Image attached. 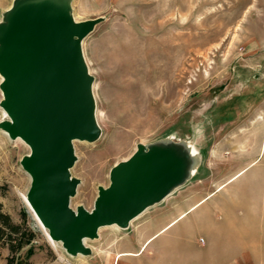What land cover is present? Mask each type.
<instances>
[{"label":"rangeland","instance_id":"rangeland-1","mask_svg":"<svg viewBox=\"0 0 264 264\" xmlns=\"http://www.w3.org/2000/svg\"><path fill=\"white\" fill-rule=\"evenodd\" d=\"M37 13L93 21L80 42L98 135L74 141L71 207L91 210L118 166L156 148L184 160L161 198L72 254L32 210L31 147L6 127L0 74V210L35 232L17 264H264V0H0V46ZM9 253L0 243V264Z\"/></svg>","mask_w":264,"mask_h":264},{"label":"water","instance_id":"water-1","mask_svg":"<svg viewBox=\"0 0 264 264\" xmlns=\"http://www.w3.org/2000/svg\"><path fill=\"white\" fill-rule=\"evenodd\" d=\"M92 25L91 20L28 14L6 28L0 46L1 86L11 116L6 127L31 147L25 167L32 178V210L72 254H87L85 240L96 238L100 226L126 224L161 198L181 174L184 160L173 149L156 148L118 166L111 184L100 188L91 210L71 207L78 185L70 172L76 161L74 141L98 135L92 78L80 42ZM169 156L181 160V167L169 177H160L159 164L152 162Z\"/></svg>","mask_w":264,"mask_h":264},{"label":"trees","instance_id":"trees-1","mask_svg":"<svg viewBox=\"0 0 264 264\" xmlns=\"http://www.w3.org/2000/svg\"><path fill=\"white\" fill-rule=\"evenodd\" d=\"M19 225L12 221L11 216L0 210V243L7 246L9 256L7 264H17L19 252L26 244H29L35 238V232L20 236ZM34 253L33 246L28 249V255Z\"/></svg>","mask_w":264,"mask_h":264},{"label":"bare ground","instance_id":"bare-ground-1","mask_svg":"<svg viewBox=\"0 0 264 264\" xmlns=\"http://www.w3.org/2000/svg\"><path fill=\"white\" fill-rule=\"evenodd\" d=\"M2 76V75H1ZM4 78H3V76H2V80H3ZM97 112V111H96ZM94 120H95V122H96V126H98L99 124H98V121H97V119H96V117L94 116ZM18 137H20L21 139H23L24 141H25V139L24 138H22L21 136H18ZM190 149V151H192V154L194 153V151H193V148L191 147V146H188V145H186V146H184V149ZM187 151V150H186ZM152 163H158L159 164V167H160V171H159V174H158V176H171L172 174H174L180 167H181V160H176V159H174L172 156H169L167 159H165V160H161V159H156L154 162H152ZM241 174V173H240ZM238 176V175H237ZM236 176V177H237ZM236 177H234V178H236ZM202 201H204V200H202ZM202 201H200L199 202V204H201L202 203ZM199 204H197V205H199ZM148 205L149 204H147L143 209H142V211H140V213H142L147 207H148ZM140 213H138L136 216H138ZM186 215V213H182L181 214V216H180V218L181 217H184ZM136 216H134V217H136ZM37 217V216H36ZM133 217V218H134ZM38 218V217H37ZM132 218V219H133ZM132 219H130V221L132 220ZM39 220V219H38ZM39 222L42 224V222L39 220ZM116 223L117 224H119L120 222H118V221H116ZM42 226H43V224H42ZM44 227V226H43ZM45 228V227H44ZM46 230H47V228H46ZM48 235H49V238L51 239V241H52V243L54 244V245H58V244H63L62 243V241L61 240H59V239H56V238H54V237H52L51 236V234L49 233V231H48ZM85 243H86V240H85ZM62 246V245H61ZM131 254H133V253H131Z\"/></svg>","mask_w":264,"mask_h":264},{"label":"crops","instance_id":"crops-1","mask_svg":"<svg viewBox=\"0 0 264 264\" xmlns=\"http://www.w3.org/2000/svg\"><path fill=\"white\" fill-rule=\"evenodd\" d=\"M252 165H253V163H252ZM249 168V167H248ZM242 172H245V171H247V168L246 169H244V170H241ZM240 171V172H241ZM243 174V173H242ZM240 176V175H239ZM193 208V207H192ZM131 253H133V254H131ZM118 254H121V255H136V253L135 252H132V251H122V252H120V253H118ZM115 261V260H114ZM116 262V261H115Z\"/></svg>","mask_w":264,"mask_h":264}]
</instances>
